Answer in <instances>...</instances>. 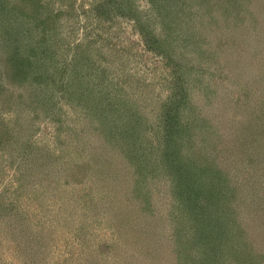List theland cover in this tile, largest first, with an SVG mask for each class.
<instances>
[{
  "label": "rangeland",
  "instance_id": "rangeland-1",
  "mask_svg": "<svg viewBox=\"0 0 264 264\" xmlns=\"http://www.w3.org/2000/svg\"><path fill=\"white\" fill-rule=\"evenodd\" d=\"M98 1L100 0H39L36 7V10L47 14L52 23L55 22L59 33L63 31L60 34L62 38H60L64 42L71 41L75 46L80 42L91 40L92 37H98L99 45L102 46L99 50L101 55H95L94 50L88 54L91 57V62L87 67V71L90 73L87 78L98 74L94 79V84L102 85L105 91L108 90L107 92L111 91V96L114 97L112 103L115 104L111 107L107 105V110H104V106L101 112L96 114L98 118H92L62 102H59L56 108L49 109L45 116L40 115V112L44 114L42 110L37 109L34 112L37 113L38 119L42 120L39 121L36 132L32 131L34 137L30 140H34V142H26L29 153L36 152L35 158L40 160L41 147L45 146L51 157L53 154L61 156L63 164H68L65 166L69 167L84 162L86 166L90 167L89 176L107 177L102 182H100V178L99 181H92L90 178L80 177L82 179L75 187L77 194L73 197L77 205L74 210L76 213L67 208L72 195L65 193L66 174L59 177V181L53 182L51 189L48 188V197L55 194V199L52 197L53 200L49 201L55 205V207H50L53 209L50 211L52 213L50 216L57 219L55 225L49 228L48 236L51 238L48 244L50 249L43 257L47 259L48 264H189L187 263L186 250L183 252L174 244L175 233L173 234V232L178 226H176V222L172 223V220L178 216V209L174 202V192L172 193L164 185L167 177L162 174H153L151 177L148 174L144 175L141 171L142 158L139 152L132 148V112L146 122L144 127L148 126L147 129L150 130L149 136L151 137L156 134L155 131L161 130L155 127L152 132L151 121L155 119L158 112H161L160 109L163 113L167 101L172 109L170 114L180 113L182 123L185 120L182 112L186 108L184 102L188 101V106L196 112L195 123L191 121L190 114L187 112L188 118L185 121L181 139L186 142L191 137L194 140V147L198 153L197 156L199 155L201 158L200 160L216 158L219 170L225 171V184L232 187L234 193H244L245 199H249L251 195L259 197L260 194H263L264 196V191H261V184L264 185V63L260 61L259 57V54L264 57V0H234L237 1V5L229 15L224 9L220 12L215 9L213 20L217 22H207L208 31L205 38L209 41L212 40L213 43L209 48L216 52L217 57L204 60L206 59L204 54L202 57L199 54L196 57L194 53L188 54L189 61L181 62L180 70L176 67L175 62L167 63L164 58L142 46L141 42L143 41L134 31V23L129 15L124 18L113 16L109 22H105V19L98 22L97 15L92 10V5ZM215 1L228 2V0H214L213 2ZM116 3L117 0H107L104 5V7L109 5L111 15H113ZM228 4L231 5V2ZM70 6H74V8L68 9ZM138 6L143 10L148 7L144 0H139ZM59 12H61L60 17H58ZM127 12L130 14V10ZM68 13L73 15L71 19L80 21L70 25L66 15ZM45 18L46 15L43 19ZM82 24L87 25L85 30L82 28ZM68 26L71 27L68 28ZM183 31L188 34V25L183 28ZM165 35L163 36L166 37ZM220 37L222 44L218 41ZM232 40L235 45L232 44ZM231 49L233 51H230ZM225 50L229 51L225 52ZM95 60L96 62H94ZM101 69L107 70L108 74ZM248 71L252 74L249 78L245 76ZM101 72L104 75L103 78L99 75ZM189 72L192 74H188ZM177 78L185 79L184 82H186L189 92L187 93L186 89L181 86L177 94L181 98H177L178 101H171L167 97H170L177 89L175 86V83L179 81ZM117 83L124 86L123 93L118 94L121 90ZM181 93L193 97L188 99ZM67 100L69 103L71 101L70 104L77 102L79 107L80 104L82 107L87 106V101L81 100L79 94H77V98L75 95H71ZM103 100L102 104L106 103V98ZM123 100L131 103L132 111L126 108L127 104ZM5 107L6 105H0V111ZM6 112H4L5 116L8 117ZM108 120L112 126L117 127L120 132L118 138L121 140L119 139V143L109 145L107 148L102 147L100 156L103 160H99L100 156L98 158L97 155L105 140L97 133L105 130H103L104 122L107 123ZM191 123L194 128L190 127ZM217 140L220 141L217 143V147L212 148V143H216ZM153 142H155L154 138L150 140V144ZM222 149L224 151H221ZM23 159L26 160V157ZM24 160L20 158L16 161L10 158L4 160L0 157V195L4 192L5 199H12V201L15 199L11 191L19 188L17 176L23 170L22 167H28V164L24 165ZM49 160L47 158V166L42 167L39 163L38 168L41 170L37 169V173L45 181L46 177H50L51 172L53 175L57 173L55 166L49 165L52 162L49 163ZM147 160L148 164L146 165H149L151 159ZM99 170L98 175L97 171ZM138 170L139 173L133 175V172ZM30 178L38 182L34 172L30 174ZM136 178L150 181L146 185L141 184L150 192L151 205L149 204V207L151 209L155 205L159 215L164 219L159 221L156 216L157 228L154 227L150 230L152 226L150 219L152 221L154 219L148 218L146 222V217H137L140 224L138 226V223H134V232L137 233L138 227L143 225L145 231L142 239L132 232V222H130V226L126 224L127 228L125 225H122L121 228V222L117 225L109 216L112 211H119L111 206L120 205L121 199L126 196L131 203L128 202L126 206L121 204V209H126L128 214L133 211L131 208L135 206V204L132 205V199L135 203V184L140 188V183H137ZM109 181L112 183L113 189L112 187L108 188ZM114 183H118V187L122 188L118 194L114 191V195H112V191L115 190ZM58 184L61 185L56 187ZM98 188L108 191L102 194ZM44 189L46 190V187ZM38 192L39 199H42L45 209H48L49 207L45 206L47 195L44 194L46 193L43 194L40 190ZM34 193L37 191L24 194L20 200H16L22 201L27 207V204L31 202L30 198H34ZM0 199L2 198L0 197ZM91 201L99 204L102 202L104 205L110 202L111 205L110 207L106 205L105 209L100 208L102 212L99 214L100 209L88 211ZM28 206L30 207V204ZM0 208L3 211L2 207ZM65 209L70 211H65ZM85 212H90V214H85ZM121 215L127 216L122 212ZM260 217L263 218L261 219L263 222L264 215L260 214ZM13 219L2 218L1 221H4V224L7 220L14 221ZM15 226L18 229L15 235L10 233L7 226L0 228V260L2 263H23L21 255H17L16 251L24 229L18 222ZM186 227H190L186 222L182 227L180 226L182 233L180 238L185 239L188 233ZM117 229L122 232V236L119 235ZM211 232L217 233L216 230ZM213 235L215 236V234ZM248 237V241L251 240L250 244H253L255 249L254 251L248 250L252 264H264V230L253 229ZM220 241L216 240V243L219 244ZM102 243L109 245L112 243L113 246L103 253H99ZM221 243L227 245L226 248L229 249L228 244L230 243L225 244L224 241ZM212 250V248H207L205 253L210 255ZM243 250L242 252L247 254L246 250ZM190 254L198 263L200 256L203 255L198 254L197 251L192 253L191 250Z\"/></svg>",
  "mask_w": 264,
  "mask_h": 264
},
{
  "label": "trees",
  "instance_id": "trees-1",
  "mask_svg": "<svg viewBox=\"0 0 264 264\" xmlns=\"http://www.w3.org/2000/svg\"><path fill=\"white\" fill-rule=\"evenodd\" d=\"M38 1L0 0V105H6L5 109L0 111V157L4 160L8 158L15 159V161L19 158L24 160L23 158L26 157L24 165L28 164V167H22L23 170L17 176L18 179L16 178L19 181V188L17 187L11 191L15 199L13 201L12 199H5L4 192L0 195L2 198L0 199V207L3 209L1 211L0 208V228L7 226L10 233L15 235L18 231L15 224L18 222L23 227L24 232L21 233L18 242L20 247L18 246L16 251L17 255L22 257V264H48L47 259L43 256L47 255L46 251L50 249L48 244L51 238L48 236L49 228L55 225L57 219L50 216L52 214L50 211L53 210L50 207H55L52 202H49L52 197L55 199V194L48 197L53 182L59 181V177L66 174L67 177L64 180L65 193L72 195L71 199L68 198L70 204L67 205V208L75 212L77 205L73 197L77 194L75 187L82 179L80 177L90 178L92 181H99L100 178V182L107 178L105 176H89L90 167L86 166L84 162L67 167L68 164H63V160L60 159L61 156L53 154L51 157L45 146L41 147L40 160L35 158L37 156L36 152L29 153L26 142H34V140H30L34 137L32 131L36 132L39 121L42 120L38 119L37 113L34 112L37 109L42 110L44 114L40 112V115L45 116L49 109L56 108L57 104L62 102L64 105L69 104L68 106L71 108L86 113L92 118H98L96 114L100 113L104 106V110L108 109L107 105H109L108 107L115 106L112 103L114 97L111 96V91L107 92L108 90L105 91L102 85L94 84V79L98 74L87 78V76H90L87 67L91 62V57L88 54L94 50L95 55H101L99 50L102 46L99 45L98 37H92L91 40L80 42L75 46L71 41H62L60 34L63 31L59 33L55 22L52 23L47 14L40 12L38 9L36 10ZM106 1L100 0L92 5V10L96 13L98 22L102 19L109 22L113 16L124 18L129 15L134 23V31L143 41L141 42L142 46L164 58L167 63L175 62L176 67L180 70L181 62L189 61L187 58L193 53L195 57L198 54L202 57L204 54V57H206L204 60L217 57L216 52L209 48L213 43L212 40L209 41L205 38L208 31L206 28L208 27L207 22H217L213 20L215 9L218 12L224 9L226 14L229 15L237 5L238 0H228L231 5L228 2H213L214 0H144L148 5L145 10L139 8V0H117L113 8V15L109 12V5L104 7ZM73 8L74 6H70L68 9ZM105 8L108 9L104 10ZM128 10H130V14L127 12ZM43 14L46 15L45 19H43ZM60 14L61 12L58 13V17H60ZM66 15L70 25L80 21L79 19H71V16H73L71 13ZM82 25L85 30L87 25ZM186 25L189 29L188 34L183 31ZM164 34H166V37L163 36ZM208 34L210 33L208 32ZM220 39L221 37L218 38V41L222 44ZM206 40H208L207 43ZM232 44L235 45L233 40ZM230 51H233V49ZM238 52L241 51L238 50ZM259 57L260 61L264 63V57L261 54H259ZM101 70L107 73V70ZM188 74H192V72ZM99 75L101 78L104 76L102 72ZM245 76L249 78L252 74L248 71ZM177 80H179L175 83L177 89L173 91L170 97H167L171 101H178L181 98L177 95L181 86L186 89L187 93L189 92L186 82H184L185 79L177 78ZM118 85L119 90H121L118 94L123 93L124 86ZM103 92H105V95H103ZM77 94L81 95V100L85 99L87 101L86 107H82L81 104L79 107L77 102L72 104H70L71 101L68 102L69 96L75 95L77 98ZM181 95L188 97V99L193 97L184 93H181ZM103 98H106L104 104H102V101L104 102ZM123 102L127 104L126 108L128 110L132 109L131 103L126 100H123ZM169 104V101H167L163 113L160 109L161 112H158L155 119L151 121L152 132L155 127L161 129L158 132L155 131L156 134L151 137L149 136L150 130L147 129L148 126L144 127L146 122L132 112V148L139 152L142 158V173L144 175L148 174L149 177L153 174L166 176L164 185L175 194L174 202L178 209V216L174 217L175 221L172 220V223L176 222L178 224H176L178 227L173 232V234L175 233L173 237L175 246L179 250L182 249L183 252L186 250L188 257L190 256L187 257V263L189 264L198 263L191 256L190 250L192 253L197 251L198 254H203L200 256L198 264H252L248 250L254 251L255 249L253 244H250L251 240L248 241V235L253 229L264 230V221L261 222L263 218L260 217V214L264 215L263 194H260L259 197L251 195L249 199H245L244 193H234L232 187L225 184V171L219 170L217 166L219 163L216 158L211 157L210 160H200L201 158L199 155L197 156L198 153L194 147V140L191 137L192 140L189 139L186 142L181 139L184 133L185 121L188 118L186 116L187 112L190 114L191 121L195 123L196 112L188 106L189 102H184L186 108L185 111L182 110L185 119L183 123L180 113L170 114L172 109ZM4 112H6V115L8 114V117L5 116ZM190 127L194 128L192 123ZM103 130H97L98 133L96 132L105 140V143L100 146L98 158L101 155L102 147L107 148L109 145L119 143L121 140V138H118L120 132L117 127L110 124V120L107 123L104 122ZM152 138L155 139V142L150 144ZM218 142L220 141L217 140L216 143H212V148H216ZM223 149L221 151L225 150ZM241 150L243 152V149ZM210 156L212 155L210 154ZM47 158L50 159L49 163L52 161L49 165L55 166L57 173L53 175L50 171L51 175L49 178L46 177L45 181L37 173V169L41 170V168H38L39 163L42 167L47 166ZM100 158L99 160H103L102 156ZM147 159H151L149 165H146L148 164ZM33 172L37 176L38 182L30 178V174ZM97 172L99 175L100 170ZM133 173L135 175L139 173V170ZM136 180L137 183H140V185L138 184L140 188L135 184V203L132 199V205L135 204V206L131 208L133 211L128 214L126 209H121V204L126 206L128 202L131 203L126 196L121 199L120 205L111 206L119 209L120 212L112 211L109 216L115 224L119 225V222H121V228L122 225L127 228L126 224L130 226V222H132V232L142 239L145 231L143 225L138 227L137 233L134 232V223H138L137 217H146V222L148 218H153V221L150 219L152 225L150 230L154 227L157 228V217L159 221L163 218L159 215L155 205L153 206L154 209L149 207L151 203L150 192L143 186L150 181L147 179L139 180V178H136ZM111 184L110 181L107 183L109 189L112 187ZM60 185L58 184L56 187ZM263 186L261 184V191H264ZM44 187H46V190ZM121 188V186L118 187V183H114L115 190L112 191V195H114V191L118 194ZM38 190L43 194L46 193L44 194L47 195L45 206L49 207L48 209H45L42 199H39ZM98 190L102 194L108 191H102L99 188ZM36 191L37 193L33 194L34 198H30L31 202L27 204V207L22 201L16 200H20L24 194ZM102 196L108 199L104 195ZM69 205L70 207H68ZM106 205L110 207L111 204L108 202ZM106 205L102 202L99 204L91 201L88 211L105 209ZM68 209H65V211H70ZM99 211L100 214L102 211L101 209ZM121 212L127 216L123 217ZM85 214H90V212H85ZM2 218H14V221L7 220L8 222L5 221L3 224ZM185 222L190 227H186L188 233L183 239L180 238L182 234L180 226L182 227ZM182 229L184 230V227ZM212 230H216L217 233L211 232ZM118 232L122 236V232L120 230ZM216 240L224 241L225 244L230 243L228 244L229 249L221 241L217 244ZM101 246L99 253L108 250L113 244L102 243ZM207 248L213 249L210 255L205 253ZM243 249L246 250L247 254L242 252ZM259 256L262 258L261 255ZM253 257L256 256L253 255ZM0 264L6 263H2L0 260Z\"/></svg>",
  "mask_w": 264,
  "mask_h": 264
}]
</instances>
